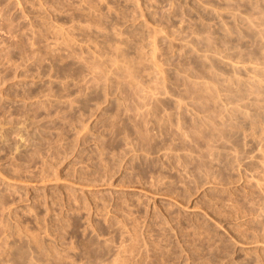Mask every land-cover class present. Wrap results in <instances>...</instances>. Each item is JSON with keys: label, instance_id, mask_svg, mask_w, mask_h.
<instances>
[{"label": "rangeland", "instance_id": "obj_1", "mask_svg": "<svg viewBox=\"0 0 264 264\" xmlns=\"http://www.w3.org/2000/svg\"><path fill=\"white\" fill-rule=\"evenodd\" d=\"M0 264H264V0H0Z\"/></svg>", "mask_w": 264, "mask_h": 264}]
</instances>
